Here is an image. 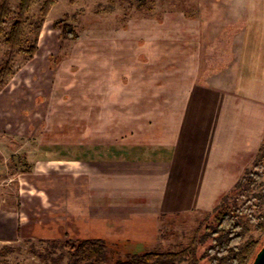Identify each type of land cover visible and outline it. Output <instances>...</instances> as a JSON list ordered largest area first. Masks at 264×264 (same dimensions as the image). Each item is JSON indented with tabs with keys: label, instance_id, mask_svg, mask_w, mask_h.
Here are the masks:
<instances>
[{
	"label": "crops",
	"instance_id": "0c3cea01",
	"mask_svg": "<svg viewBox=\"0 0 264 264\" xmlns=\"http://www.w3.org/2000/svg\"><path fill=\"white\" fill-rule=\"evenodd\" d=\"M191 6L150 17L144 45L129 27L97 53L83 43L55 65L47 56L52 74L40 81L48 93L34 128L74 113L59 106L78 96L89 132L70 148L44 136L34 155L25 147L29 167L0 185L1 243L100 239L138 254L158 242L165 217L211 212L230 191L264 139V0ZM45 33L37 61L51 46L42 47Z\"/></svg>",
	"mask_w": 264,
	"mask_h": 264
},
{
	"label": "rangeland",
	"instance_id": "374dc122",
	"mask_svg": "<svg viewBox=\"0 0 264 264\" xmlns=\"http://www.w3.org/2000/svg\"><path fill=\"white\" fill-rule=\"evenodd\" d=\"M44 1H32L25 15V24L19 46L11 47L5 42V36L16 19L14 13L5 18L6 25L0 36V70L5 62H9L13 71V74L6 75L3 80H0L1 186L12 185L18 181L19 172L29 167V163L24 159L25 147L28 152H31L30 155H34L38 144H40L41 136L54 139L64 138L67 142H70L68 146L70 148L71 143L82 141L83 127L87 128L84 132H89V119L84 120V117H88V115H83V99L78 96L62 99L61 106L57 104L62 111H65L66 108H74V113L70 111L65 115L49 114L50 119H47V124L42 123L37 129L34 128V125L43 120L44 115L42 112L46 105L45 96L48 93V81L42 85H40V81L50 77L52 65L57 64L63 57L70 55L73 47L80 48L78 52H81L83 51V43L86 46L94 44V52L97 53L99 52V42L113 41L116 33L122 34L125 38L130 34V32L128 33L130 31L129 27H136L141 32L142 27H150V17H160L168 10L186 8L193 4V0H54L48 12L43 15L41 9ZM18 4L19 0H9L11 12H16ZM56 21H60V28L54 27ZM65 24L77 35L76 39L65 38L62 35L61 26ZM44 29L46 35L42 47L46 43H51V46L45 47L43 54H37V57L40 58L39 61L35 60V55L33 59H30L29 54L18 51L19 48L27 50L31 46L41 44ZM141 33L134 38L139 42V46L144 45L146 41L142 37L144 32ZM59 46L60 50H58ZM36 51L38 52V50ZM37 52H34V54ZM47 56L52 64L51 66L47 64ZM140 58L142 57L140 56ZM74 68L81 70L79 65L74 66ZM82 83V76L78 74L75 89H82ZM93 117L94 115H91L90 119L93 120ZM57 121L62 126L56 125ZM71 123L75 125L72 129L73 133H69V130L64 129V125L71 126L73 125ZM260 147V155L256 154L242 175L246 170L254 175L262 171L264 139ZM257 156H260V161H258L260 167H256L254 164L255 160L258 159ZM248 173L246 183H249ZM263 188L264 174L245 187L244 183L243 186L241 185L235 190L232 187L220 198L218 204L224 198L223 203H227L225 207L228 209H233L235 206L245 207L246 210L253 209V205L257 203V200L253 201L252 196L262 191ZM213 209L211 212L191 211L178 216L165 217L160 226L158 242L151 250L179 251L185 248L194 236V231L199 224L202 231L206 224L212 223ZM259 212H264V205H260L258 209L251 211L253 215H257ZM239 220L243 226L249 228L243 235L242 244L248 240H257L259 247L264 243V234L254 230V227L249 224L248 216L242 215ZM209 243L210 241H207L204 245L198 247V252H202ZM110 249L114 253L109 254L105 264H114V259L117 256L115 250ZM120 254L119 256L125 255ZM68 261L69 254L62 243L50 241L41 243L26 241L0 242V264H67Z\"/></svg>",
	"mask_w": 264,
	"mask_h": 264
},
{
	"label": "trees",
	"instance_id": "16d2710c",
	"mask_svg": "<svg viewBox=\"0 0 264 264\" xmlns=\"http://www.w3.org/2000/svg\"><path fill=\"white\" fill-rule=\"evenodd\" d=\"M32 1L19 0L16 12H11L9 0L0 1V36L6 25L5 18L10 16L11 13L16 15L15 21L11 24L5 36V42L11 47L21 44L25 15ZM53 3L54 0H45L41 13L45 15ZM59 26L60 21H56L54 27ZM61 33L65 38H77V35L66 24L61 26ZM36 50L37 44L29 47L27 50L18 49L19 52L29 54L30 59L33 58ZM11 74H13V71L10 63L5 62L0 70V80H3L6 75ZM259 152L261 153V147L257 151L258 155H260ZM257 157L254 164L256 167H260L258 164L260 156ZM261 167L262 171L256 175L250 174L246 170L242 177L233 185V189L235 190L241 185L243 186V183L245 187L257 180L260 175L264 174V164ZM247 173L249 174V183H246ZM252 197L253 201L257 200V203L253 205V209L256 210L260 205H264V188ZM223 201L213 209L212 223L206 224L202 231L199 224L194 231V236L185 248L179 251L147 250L138 254H125L122 256H119L121 254L115 251L117 256L114 259V264H251L262 244L258 247L257 240H248L242 244L243 235L249 228L241 224L239 217L242 215L248 216L249 224L254 227V230L264 234V212L253 215L251 213L252 208L246 210L245 207L240 208L235 206L233 209H228L225 207L227 203H223ZM207 241H210L209 245L199 253L198 247H201ZM62 244L69 254L67 264H105L109 258V254L114 253L100 239L67 240L62 242Z\"/></svg>",
	"mask_w": 264,
	"mask_h": 264
},
{
	"label": "water",
	"instance_id": "95a60500",
	"mask_svg": "<svg viewBox=\"0 0 264 264\" xmlns=\"http://www.w3.org/2000/svg\"><path fill=\"white\" fill-rule=\"evenodd\" d=\"M251 264H264V243L255 254Z\"/></svg>",
	"mask_w": 264,
	"mask_h": 264
}]
</instances>
